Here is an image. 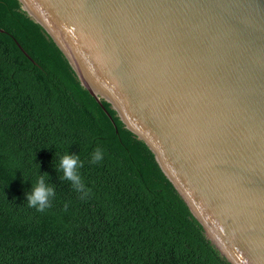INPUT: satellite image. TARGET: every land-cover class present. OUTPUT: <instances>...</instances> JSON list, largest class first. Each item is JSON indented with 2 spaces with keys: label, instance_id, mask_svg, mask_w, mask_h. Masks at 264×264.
Wrapping results in <instances>:
<instances>
[{
  "label": "water",
  "instance_id": "95a60500",
  "mask_svg": "<svg viewBox=\"0 0 264 264\" xmlns=\"http://www.w3.org/2000/svg\"><path fill=\"white\" fill-rule=\"evenodd\" d=\"M21 2L231 262L264 264V0Z\"/></svg>",
  "mask_w": 264,
  "mask_h": 264
},
{
  "label": "trees",
  "instance_id": "16d2710c",
  "mask_svg": "<svg viewBox=\"0 0 264 264\" xmlns=\"http://www.w3.org/2000/svg\"><path fill=\"white\" fill-rule=\"evenodd\" d=\"M0 28V264H233L148 144L102 98L111 121L21 0H0ZM67 152L84 165L85 198L54 167ZM44 173L56 195L41 213L27 194Z\"/></svg>",
  "mask_w": 264,
  "mask_h": 264
},
{
  "label": "clouds",
  "instance_id": "9594fccd",
  "mask_svg": "<svg viewBox=\"0 0 264 264\" xmlns=\"http://www.w3.org/2000/svg\"><path fill=\"white\" fill-rule=\"evenodd\" d=\"M103 151L97 148L91 158V163L95 164L103 159ZM84 165L79 160V155L65 153L54 161V167L62 182H68L70 187L85 198L90 195L91 189L83 182L79 169ZM62 173V174H61ZM50 177L47 173L40 174L35 182H32V190L27 194V205L36 209L37 212H44L51 207V199L55 197V186L48 181Z\"/></svg>",
  "mask_w": 264,
  "mask_h": 264
}]
</instances>
